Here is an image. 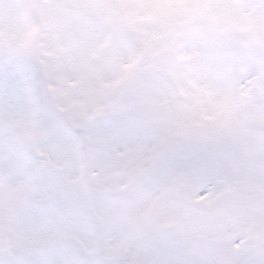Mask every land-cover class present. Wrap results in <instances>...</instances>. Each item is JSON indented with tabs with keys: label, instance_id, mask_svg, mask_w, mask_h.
I'll use <instances>...</instances> for the list:
<instances>
[{
	"label": "snow or ice",
	"instance_id": "6c2138e0",
	"mask_svg": "<svg viewBox=\"0 0 264 264\" xmlns=\"http://www.w3.org/2000/svg\"><path fill=\"white\" fill-rule=\"evenodd\" d=\"M0 264H264V0H0Z\"/></svg>",
	"mask_w": 264,
	"mask_h": 264
}]
</instances>
